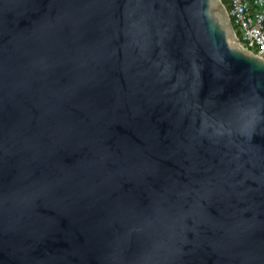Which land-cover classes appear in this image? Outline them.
I'll return each instance as SVG.
<instances>
[{
	"label": "water",
	"instance_id": "1",
	"mask_svg": "<svg viewBox=\"0 0 264 264\" xmlns=\"http://www.w3.org/2000/svg\"><path fill=\"white\" fill-rule=\"evenodd\" d=\"M0 264H264V58L221 0H0Z\"/></svg>",
	"mask_w": 264,
	"mask_h": 264
},
{
	"label": "built area",
	"instance_id": "2",
	"mask_svg": "<svg viewBox=\"0 0 264 264\" xmlns=\"http://www.w3.org/2000/svg\"><path fill=\"white\" fill-rule=\"evenodd\" d=\"M229 5L226 12L238 30L239 44L255 46V53L264 58V0H229Z\"/></svg>",
	"mask_w": 264,
	"mask_h": 264
},
{
	"label": "trees",
	"instance_id": "3",
	"mask_svg": "<svg viewBox=\"0 0 264 264\" xmlns=\"http://www.w3.org/2000/svg\"><path fill=\"white\" fill-rule=\"evenodd\" d=\"M221 1H222V3L224 4L225 8L228 10L229 7H230V5H229V0H221ZM234 30H235V33H236L237 37H239V33H238V30H237L236 27H234ZM246 48H247L248 50L253 51V52H256V50H257V48H256L255 46H253V45H248V44L246 45Z\"/></svg>",
	"mask_w": 264,
	"mask_h": 264
}]
</instances>
